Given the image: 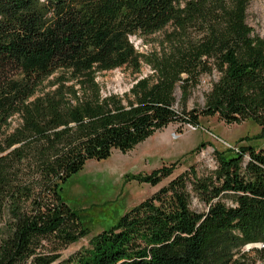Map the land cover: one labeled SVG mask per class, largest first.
<instances>
[{
	"label": "trees",
	"instance_id": "trees-1",
	"mask_svg": "<svg viewBox=\"0 0 264 264\" xmlns=\"http://www.w3.org/2000/svg\"><path fill=\"white\" fill-rule=\"evenodd\" d=\"M250 1L0 0V264H252L242 253L251 244L264 259V149L249 145L215 150L214 171L189 167L86 248L60 255L89 235L63 197L87 162L169 124L196 129L201 116L251 121L264 138V39L246 23ZM166 28L162 51L131 42ZM212 67L218 81L188 110ZM116 69L131 87L103 94L98 75ZM174 169L131 179L155 187Z\"/></svg>",
	"mask_w": 264,
	"mask_h": 264
},
{
	"label": "rangeland",
	"instance_id": "rangeland-1",
	"mask_svg": "<svg viewBox=\"0 0 264 264\" xmlns=\"http://www.w3.org/2000/svg\"><path fill=\"white\" fill-rule=\"evenodd\" d=\"M246 13V23L253 34L264 39V0H251ZM170 32L171 28H166L149 36L132 37L131 42L140 53L162 51L169 47L166 35ZM143 71L145 74L149 69L145 67ZM218 78L219 73L214 67L211 74L200 76L197 84L190 89L188 110L201 109L204 106L205 98ZM97 80L104 86L103 94L122 95L132 85L131 76L122 69L102 72ZM175 98L177 102L175 109H178L181 98L179 89L175 91ZM259 134V126L251 121L226 124L216 115L201 116L199 127L195 130L187 124H169L131 151L126 153L113 151L106 161L87 162L83 170L65 185L63 197L80 213L89 235L61 250V259L86 248L93 236L113 225L122 214L151 197L189 167L193 166L199 175L214 171L215 150L222 152L228 148L246 145L254 147L256 151L263 150L264 138L257 139ZM241 139L249 141L242 142ZM200 144L205 146L197 150ZM247 159L246 156L244 161ZM173 163H175L173 174L155 187L131 179L132 176L149 174L154 169ZM225 202L230 204L228 200ZM193 205L197 206L196 200L193 201ZM3 219L0 221V227H3L6 217ZM251 245L245 246L242 253L252 264H264V259L253 251L261 250L263 247Z\"/></svg>",
	"mask_w": 264,
	"mask_h": 264
},
{
	"label": "built area",
	"instance_id": "built-area-1",
	"mask_svg": "<svg viewBox=\"0 0 264 264\" xmlns=\"http://www.w3.org/2000/svg\"><path fill=\"white\" fill-rule=\"evenodd\" d=\"M189 127L192 128L193 130H195V128H193V127H191V126H189ZM257 245H259V248H262V247H263L262 244H257Z\"/></svg>",
	"mask_w": 264,
	"mask_h": 264
}]
</instances>
